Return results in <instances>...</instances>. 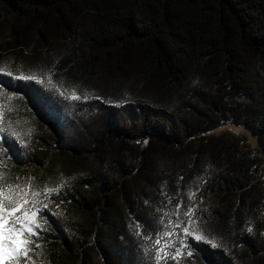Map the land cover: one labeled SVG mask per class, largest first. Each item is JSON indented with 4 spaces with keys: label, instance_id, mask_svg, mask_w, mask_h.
<instances>
[{
    "label": "trees",
    "instance_id": "obj_1",
    "mask_svg": "<svg viewBox=\"0 0 264 264\" xmlns=\"http://www.w3.org/2000/svg\"><path fill=\"white\" fill-rule=\"evenodd\" d=\"M8 72L0 191L39 211L0 264H264V0H0Z\"/></svg>",
    "mask_w": 264,
    "mask_h": 264
},
{
    "label": "snow or ice",
    "instance_id": "obj_2",
    "mask_svg": "<svg viewBox=\"0 0 264 264\" xmlns=\"http://www.w3.org/2000/svg\"><path fill=\"white\" fill-rule=\"evenodd\" d=\"M0 74L7 75L12 78L7 82L0 80V94H4L6 89H12L15 87V85L12 83L13 79L25 81L37 80V77L32 75L13 77L11 72ZM38 82L43 83V81ZM61 95L63 94L61 93ZM65 99L79 101L80 97L74 93L71 97H65ZM45 191L47 192L49 190L45 189ZM2 198L3 193L0 191V261L11 260L13 258H27L30 251V237L31 235L35 234L33 232V224H36L37 212L39 209H36V211L32 212L25 210L22 216H16V213L21 212V209L24 208V205L29 202L27 200H16L10 195L9 203L6 206ZM5 214L9 218L15 217V220L11 221L10 219H5ZM17 223L19 224V227L15 226ZM10 224L11 226H8ZM247 230L249 232L252 231L251 227H249ZM184 232L198 241L207 239L204 235L197 234L195 231H190L188 228H185ZM4 241L8 242L7 248L4 247ZM208 242L212 247L217 246L211 240H208ZM187 255L190 256L192 253L189 251L187 252Z\"/></svg>",
    "mask_w": 264,
    "mask_h": 264
},
{
    "label": "rangeland",
    "instance_id": "obj_3",
    "mask_svg": "<svg viewBox=\"0 0 264 264\" xmlns=\"http://www.w3.org/2000/svg\"><path fill=\"white\" fill-rule=\"evenodd\" d=\"M130 112H127L126 115H128ZM122 118V117H121ZM126 119V118H123ZM217 131H231L234 132L235 134H238L245 138L249 143H251L252 146L254 147H259V143L253 133L245 128L244 126L237 125V124H224L221 126ZM201 216L196 212L192 211L187 218L185 228H188L190 231H195L197 234H202L205 235L204 232V227H203V222H202ZM138 257L135 255H128V259L131 262H136L138 264Z\"/></svg>",
    "mask_w": 264,
    "mask_h": 264
}]
</instances>
